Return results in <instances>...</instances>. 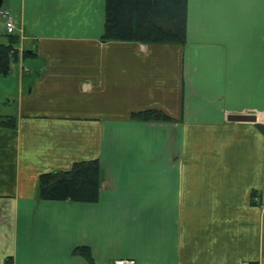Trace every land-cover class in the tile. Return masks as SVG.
<instances>
[{
    "label": "crops",
    "instance_id": "obj_1",
    "mask_svg": "<svg viewBox=\"0 0 264 264\" xmlns=\"http://www.w3.org/2000/svg\"><path fill=\"white\" fill-rule=\"evenodd\" d=\"M0 2L33 53L1 115L0 264H264V0H188L184 44L104 40L106 0ZM90 160L96 202L39 198Z\"/></svg>",
    "mask_w": 264,
    "mask_h": 264
},
{
    "label": "trees",
    "instance_id": "obj_2",
    "mask_svg": "<svg viewBox=\"0 0 264 264\" xmlns=\"http://www.w3.org/2000/svg\"><path fill=\"white\" fill-rule=\"evenodd\" d=\"M188 0H106V41H136L144 43L184 44L187 34ZM20 37L7 34L0 43V76L8 75L12 62L33 55L19 50ZM133 119L166 121L162 111L150 109L133 113ZM13 117L0 116V127H15ZM102 182V167L98 160L82 161L67 171L40 175L38 196L43 200L96 202ZM77 253L90 259L88 248ZM9 263V261H8Z\"/></svg>",
    "mask_w": 264,
    "mask_h": 264
},
{
    "label": "rangeland",
    "instance_id": "obj_3",
    "mask_svg": "<svg viewBox=\"0 0 264 264\" xmlns=\"http://www.w3.org/2000/svg\"><path fill=\"white\" fill-rule=\"evenodd\" d=\"M14 2H17V5H19V0H14ZM5 22V21H4ZM6 26V22L4 23ZM16 31V24L14 25ZM6 28H5V34L3 35L2 41L5 43L7 42V34H6ZM31 68V64L28 60H24L22 62H12L10 67V72L8 75L0 76V116L1 115H7V114H14L16 110V105L9 106L7 104L8 98L4 97L6 92H8L12 86L13 88L17 87V84H19V81L22 79L20 71H22L23 68ZM18 95V94H17ZM17 95L14 97L16 98Z\"/></svg>",
    "mask_w": 264,
    "mask_h": 264
},
{
    "label": "built area",
    "instance_id": "obj_4",
    "mask_svg": "<svg viewBox=\"0 0 264 264\" xmlns=\"http://www.w3.org/2000/svg\"><path fill=\"white\" fill-rule=\"evenodd\" d=\"M0 16L6 21V28L8 33H13L15 30L14 25L16 24L15 16L9 10H0ZM115 264H135L133 260L120 259L115 262Z\"/></svg>",
    "mask_w": 264,
    "mask_h": 264
},
{
    "label": "water",
    "instance_id": "obj_5",
    "mask_svg": "<svg viewBox=\"0 0 264 264\" xmlns=\"http://www.w3.org/2000/svg\"><path fill=\"white\" fill-rule=\"evenodd\" d=\"M1 6V2H0ZM228 120L235 121V122H242V121H256V117L248 116V115H230Z\"/></svg>",
    "mask_w": 264,
    "mask_h": 264
}]
</instances>
